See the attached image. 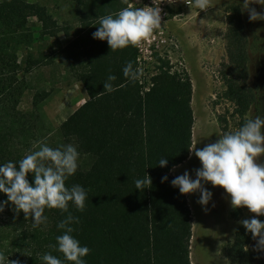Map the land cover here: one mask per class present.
Here are the masks:
<instances>
[{"label":"trees","instance_id":"16d2710c","mask_svg":"<svg viewBox=\"0 0 264 264\" xmlns=\"http://www.w3.org/2000/svg\"><path fill=\"white\" fill-rule=\"evenodd\" d=\"M63 1L76 7L78 26L64 46L56 40L50 53L33 56L35 31L29 18L39 24L38 38H56L65 27L36 3L0 0V163H15L41 143L52 148L75 145L78 168L65 186L79 184L87 192L83 212L71 202L68 207L79 221L72 223V235L90 249L86 264H191L190 209L186 194L170 184L171 169L187 159L191 148L189 77L157 58L160 64L144 91L145 83L130 81L122 71L128 62L137 67L135 46L113 51L106 40L92 37L99 18L115 14L128 0ZM225 19L224 97L241 119L253 94L245 82L247 40L239 7L230 5ZM55 55L81 85L85 100L50 131L39 113L44 92L34 96L29 112L18 110V104L26 89L23 76ZM109 74L116 77L112 92L103 90ZM225 130L223 134L229 133ZM162 157L168 161L164 167L157 164ZM146 175L151 185L137 190L134 181ZM165 175L168 179L161 183ZM27 179L32 183L30 173ZM0 201H7L6 194L0 193ZM13 209L7 202L0 212V255L10 264H43L40 257L45 252L63 261L62 253L49 245H55V237L62 234L57 224L67 213L46 208V224L34 227L31 216L25 218ZM239 214L238 207L229 211L233 219ZM249 240L250 232L243 225L235 230L224 249L229 264H254Z\"/></svg>","mask_w":264,"mask_h":264},{"label":"rangeland","instance_id":"374dc122","mask_svg":"<svg viewBox=\"0 0 264 264\" xmlns=\"http://www.w3.org/2000/svg\"><path fill=\"white\" fill-rule=\"evenodd\" d=\"M26 1L41 6L44 14L50 11L62 23L69 19L71 6L74 7L72 3L63 0ZM242 4L243 0H210L209 8L200 10L194 5H186L184 0L168 3L164 7L165 15L160 26L168 39L167 43L152 47L155 51L151 59L146 53H139L140 69L147 77L160 64L157 58L167 62L171 70L184 71L188 75L192 87L191 147L203 148L218 140L219 135H223V129L233 132L240 127V121L245 122L251 117L264 114V20L250 21L248 11H242ZM230 5H237L240 10L247 40L245 82L253 94V101L241 119L235 115L233 104L224 97L225 85L222 79V64L226 62L225 18ZM249 7L257 13H264V5L252 2ZM35 20L29 18L28 21L37 32L39 24ZM50 52H42V55ZM61 62L56 58L54 68L44 65L38 71L32 68L24 75L26 89L18 104V110L29 112L34 96L44 92L46 96L40 100L39 113L50 131L56 129L85 100L82 87L75 83L66 65ZM19 77H22L21 73ZM194 151L189 153L185 161L171 169L173 177L187 170L190 177L195 178L194 170L201 165ZM257 162L264 164V154L257 158ZM202 183L212 193L207 205L197 203L199 192L186 194L191 213L190 261L191 264H229L224 249L232 240L235 230L242 225L239 221L253 216L264 221V215L257 216L246 206H240L238 218L233 219L229 216L233 208L229 194L220 186L214 187L210 182ZM257 240L258 237L254 239L250 233L247 247L254 257V264H264V247L259 246Z\"/></svg>","mask_w":264,"mask_h":264},{"label":"clouds","instance_id":"9594fccd","mask_svg":"<svg viewBox=\"0 0 264 264\" xmlns=\"http://www.w3.org/2000/svg\"><path fill=\"white\" fill-rule=\"evenodd\" d=\"M126 2V0H125ZM174 3L175 0H168ZM255 2L264 5V0H243L242 11L247 10L249 20H264V13H257L249 7ZM194 6L200 10L209 8L210 0H193ZM153 0L152 7L125 6L115 14H107L99 18V26L92 33L94 39L106 40L111 50L124 49L128 46H140L147 42L154 30L161 26V9ZM123 75L130 81H136L142 75V69L133 67L131 62L122 69ZM116 77L109 74L103 83V90L114 91L113 84ZM200 161V167L194 170L195 178H191L185 170L183 174L175 176L170 184L178 188L180 194L199 192L197 203L207 205L212 193L203 186L202 182H210L212 186H220L230 195L233 208L246 206L251 213L264 215V164L257 162V158L264 154V114L247 119L237 130L219 135L213 143L203 148H189ZM79 152L71 143L56 148L41 143L37 150L26 153L22 159L13 163H0V193L7 196V201H0V212L7 202H11L14 211L23 212L25 218L31 216L33 226L44 225L47 216L45 209H58L67 213L59 221L57 228L62 234L55 237L56 244L49 245L62 253L64 260L45 252L41 257L43 264H86L84 259L90 249L81 245L72 233V223H78V218L69 211V202L77 211L83 212L87 199L86 190L79 184L65 186L69 176L75 174L78 168ZM168 163L165 157L157 164L164 167ZM32 175V183L27 179ZM168 177L162 176L161 183ZM137 190H143L151 185L148 175L134 181ZM246 232H250L257 244L264 247V221L255 216L239 221ZM0 264H10L8 257L0 255ZM11 264H19L12 261Z\"/></svg>","mask_w":264,"mask_h":264},{"label":"built area","instance_id":"2783aa9c","mask_svg":"<svg viewBox=\"0 0 264 264\" xmlns=\"http://www.w3.org/2000/svg\"><path fill=\"white\" fill-rule=\"evenodd\" d=\"M181 0H175V2H178ZM174 2V3H175ZM168 0H156V4H159L158 7L161 9V19L162 17L165 15L164 13V7L166 5H168ZM184 3L186 5H194L193 0H184ZM131 5V6H136V7H152L153 6V0H128L127 6ZM163 30L160 29V27L156 30H154L152 37L150 38L149 41L142 43L140 46H135L136 50H137V57H136V61H137V67L140 68V59H139V53H146V55L148 56L149 59H151V55L152 52L155 51L153 49H151L152 47L157 48L159 46L164 45L167 43V37L164 36L163 34ZM154 73L150 74L148 77L145 76V74H142L140 76L139 83H145L143 90L144 91H148L149 86L151 85L150 83V77L153 75Z\"/></svg>","mask_w":264,"mask_h":264},{"label":"crops","instance_id":"0c3cea01","mask_svg":"<svg viewBox=\"0 0 264 264\" xmlns=\"http://www.w3.org/2000/svg\"><path fill=\"white\" fill-rule=\"evenodd\" d=\"M48 14L51 15L52 13L49 11ZM51 16L57 22V24L65 27L66 31L62 30L61 32H59L57 34L56 38H49V37L48 38H38V33L35 32V36H34L35 37V42L32 44V47L30 49L31 50V54L33 56H37V55H41L42 56V52L47 53L50 50L49 49L50 46L55 47L56 40L61 44V46H64L66 41L71 38V34H72L73 30L78 26V23H77V20H76V18H77V9H76L75 6L73 8L71 6V13L69 15V19L67 21L63 22V23L60 22L59 19L55 15H51ZM173 16L175 17L174 14H173ZM52 42H53V45H51ZM56 58H59L62 61V59L60 57L55 55V56L52 57L51 62L42 63L41 65L35 67V70L38 71V68H40L41 66L44 67V65L54 68V62H56ZM61 63H62V65L64 64L63 61ZM37 77H38V75H37ZM75 83H77V82H75Z\"/></svg>","mask_w":264,"mask_h":264}]
</instances>
